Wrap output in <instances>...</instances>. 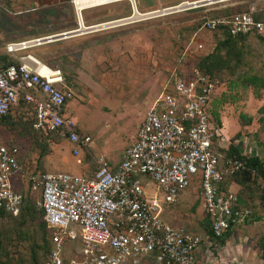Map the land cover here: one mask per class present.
Listing matches in <instances>:
<instances>
[{
  "label": "rangeland",
  "instance_id": "374dc122",
  "mask_svg": "<svg viewBox=\"0 0 264 264\" xmlns=\"http://www.w3.org/2000/svg\"><path fill=\"white\" fill-rule=\"evenodd\" d=\"M180 1L135 0V3L137 10L144 12ZM236 9H253L264 14V0L190 5L161 16L74 34L71 32H76L73 29L78 25L70 0H0V55L8 41L64 31L74 34L36 47L30 53L62 70L73 92L68 113L81 134L91 136L90 145L80 149L77 155L72 152L71 142L53 136L46 143L47 154L39 157L41 149L35 138L39 140L43 136L30 128L32 112L22 104L15 106L5 120L0 119V143H15L21 152V168L11 176L14 188L29 197L37 212L42 213L39 191L31 187L33 178L44 171L89 175L99 159L109 164L118 162L124 149L135 139L147 110L170 84L172 76L190 72L198 56L221 40L214 31L198 30L203 20ZM130 12V3L121 1L84 9L82 20L91 26ZM231 50L235 53L223 57L227 60L224 66L212 68L216 82L213 107L218 102L226 104L236 119L231 142L243 145L242 152L249 150L263 157L264 41L249 36L238 39ZM221 54H225V49ZM141 181L147 193L155 191L154 181L144 176ZM198 187L199 182L194 179L175 202L163 203L162 217L171 225L183 226L204 238L208 225ZM232 188L238 190L242 203L250 207L252 217L222 237L223 241L229 239L228 244L209 240L206 252H199V261L264 264L260 247L264 240V180L256 176ZM159 198L162 199L160 193ZM41 226L45 230L42 214L24 221L19 215L1 217L0 264H34L35 261L40 264L49 246L48 230L43 239ZM72 246L73 251H79L78 241ZM147 263L155 264V260L149 259Z\"/></svg>",
  "mask_w": 264,
  "mask_h": 264
},
{
  "label": "built area",
  "instance_id": "2783aa9c",
  "mask_svg": "<svg viewBox=\"0 0 264 264\" xmlns=\"http://www.w3.org/2000/svg\"><path fill=\"white\" fill-rule=\"evenodd\" d=\"M78 1L70 0L78 27L84 22V9L115 2H129L131 12L105 21L109 22L105 27L190 6H180L188 1L181 0L140 12L135 0H84L88 6L84 9L78 8ZM207 1L203 5L228 0ZM256 15L253 9L218 14L207 17L198 30L215 32L224 26L231 35L255 34L264 39V15ZM46 36L50 35L5 43L2 54L13 63L0 66V117L8 115L22 100L28 106L25 109L32 112V127L68 140L77 155L90 145L91 136L81 134L68 113L73 92L59 67L30 53L54 39L43 38ZM215 87V80L196 67L173 75L114 167L99 159L98 168L89 175L44 171L32 179V189L39 191L38 204L50 243L41 264H148L152 258L155 264H201L197 251L203 238L162 217L163 203L175 202L194 179L199 182L200 203L215 238L252 217L251 209L243 206L235 189H223L224 177L239 171L244 162L236 157L223 161L216 150L219 132L210 112ZM20 157L17 144L0 143V212L12 215L19 213L23 201V194L11 180L21 168ZM261 161L264 166V159ZM142 176L155 182L154 192L147 193ZM76 241L80 243L78 252L72 246Z\"/></svg>",
  "mask_w": 264,
  "mask_h": 264
},
{
  "label": "trees",
  "instance_id": "16d2710c",
  "mask_svg": "<svg viewBox=\"0 0 264 264\" xmlns=\"http://www.w3.org/2000/svg\"><path fill=\"white\" fill-rule=\"evenodd\" d=\"M240 10L241 9H236L235 11H240ZM246 10H249V9H246ZM235 11H228V12H224L222 14L230 15L232 12H235ZM263 15H264L263 12L259 11V12H257L256 16H257V18H260ZM215 32L218 35V39H221V40L218 41L216 44H214V46H212V48L207 53H204V54L198 56V58L195 60V67L198 68L199 70H201L202 72L209 74L211 77L213 74L212 73L213 67L220 68V67L225 65V62H227V60H224L223 57H225V55H229L230 52H232L231 47L232 46L235 47V43L238 39H243V38H248L249 36H254L255 38H258V39L264 41V39H262L260 36L255 35V34L231 35L226 30V27H224V26L219 27L218 30ZM223 49H225L224 55L221 54V51ZM232 53H235V51H233ZM9 63H13L11 59H9L4 54L0 55V66H4V65L9 64ZM54 67H56V66H54ZM252 78L254 79V77H252ZM65 81H66V84H68V80H67L66 76H65ZM19 104H22V106L24 108H28V106L22 100H19ZM8 116L9 115L2 116V117H0V119L5 120ZM249 120H250V118H249ZM32 122H33V119H31V121H30V128L36 132L41 133L43 136L39 140L37 138H35L36 143H38L39 148L41 149L39 157H42V156L47 154V150L45 149V146H46V143L48 142V140L53 136H55V137H58V136H56L52 133L45 134L43 131L33 128ZM230 143L231 144L228 146L227 149H223V148H217L216 149L221 154V156H222L221 159L224 161L228 158H235L236 157V158L243 160L244 165L239 171L235 172L234 174L227 175L224 177L223 189L227 190L228 188L232 187V185H237L240 187V184H244L245 182L249 181L251 178L253 179L256 176L260 177L264 180V166L262 164L263 161H261L262 159L259 158L257 155H248L246 153H243L240 150H238L234 145H232V142H230ZM97 168H98V165L91 173H93ZM236 191L239 195L238 190H236ZM262 199L264 201V188H263ZM22 203L23 204L20 208L19 213L16 214V215H19L20 220H22V221L33 220L34 218H37L39 216V214H42V216H43L42 209L40 208L41 209L40 211H42V213H38L35 206H34V203L32 202V200L29 197H26V195H23ZM242 204H243V206L248 207L245 203H242ZM248 208H250V207H248ZM6 215H12V214L5 213L3 211L0 212V218L3 216H6ZM16 215H13V216H16ZM41 228L43 231L42 238L45 239L47 228H45V230H44V226H41ZM231 230H228L221 237L226 235ZM207 232L211 236H213L211 234V232L209 231V229H207ZM221 237H219V238H221ZM260 247H261L262 252H263L262 255L264 256V240L261 241ZM49 249H50V243L46 249L45 256L48 253ZM45 256L43 257V259L45 258ZM43 259L41 260L40 264L42 263ZM34 264H38V261L37 262L35 261Z\"/></svg>",
  "mask_w": 264,
  "mask_h": 264
},
{
  "label": "crops",
  "instance_id": "0c3cea01",
  "mask_svg": "<svg viewBox=\"0 0 264 264\" xmlns=\"http://www.w3.org/2000/svg\"><path fill=\"white\" fill-rule=\"evenodd\" d=\"M112 22H115V21H111V23ZM106 24H108V23L94 24L93 26L87 27V28L96 29L99 27H105V26H107ZM87 28H85L83 30H86ZM73 33L77 34L78 32L76 31V33H75V31H73ZM218 95H220V92ZM215 97H216V95L214 94V96L211 98V101H210V112H211L212 117H213L214 127L217 128L218 132H219V135L216 137L215 143L217 145L216 146L217 148L227 149L228 146L231 144L230 139L232 137H234L233 130H234V127H237V125L235 124L236 119L232 116V113L229 111V108L226 106V104L222 105L221 102H218L217 107L216 106L213 107V101H214ZM239 144L240 143H238V141L232 142V145H234L238 150L241 151V148L245 150V148H243V145H242V147H240ZM243 153H248V155H257L256 152H253V154H252V152H250L249 150L247 152L244 151ZM258 157L261 159H264V156L262 157V156L258 155ZM118 162L113 163V164H109V165L111 167H114ZM232 186H234V185H232ZM242 224H240V225H242ZM240 225H238V226H240ZM203 240H204V243H203L201 249L197 251L198 252V254H197L198 258H200L199 252H206V244L210 245V242H208L209 240L213 241V243L216 241L217 242L221 241V242H224L225 244H228V241H229L228 238H226L223 241L222 237L221 238H215V237L211 236L209 233L206 234V236L203 238ZM205 241L207 243H205ZM236 249L238 250V248H236ZM201 264H203V263H201Z\"/></svg>",
  "mask_w": 264,
  "mask_h": 264
},
{
  "label": "bare ground",
  "instance_id": "6f19581e",
  "mask_svg": "<svg viewBox=\"0 0 264 264\" xmlns=\"http://www.w3.org/2000/svg\"><path fill=\"white\" fill-rule=\"evenodd\" d=\"M209 3L207 0H195V1H185L182 5H180V6H184V5H192L193 3H194V5L195 4H203V3ZM86 7H88L86 4H85V1L84 0H79L78 1V8H80V9H84V8H86ZM170 8H173V7H170ZM111 22V21H110ZM103 23H109V22H103ZM123 25V24H122ZM86 26H89V25H86L84 22H83V24H80V27H78V28H75V29H73V30H77V32H80V31H82L83 29H85V28H87ZM91 26H93V24L91 25ZM91 26H89V27H91ZM88 29V28H87ZM71 33H73V32H71ZM70 32H61V33H59V34H57V35H50V36H46V37H43V38H49V37H51V38H55V39H52V40H49V41H53V40H56V39H61V38H58V37H60V36H63V34H71ZM76 33V32H75ZM62 38H66V37H62Z\"/></svg>",
  "mask_w": 264,
  "mask_h": 264
},
{
  "label": "water",
  "instance_id": "95a60500",
  "mask_svg": "<svg viewBox=\"0 0 264 264\" xmlns=\"http://www.w3.org/2000/svg\"><path fill=\"white\" fill-rule=\"evenodd\" d=\"M88 30H93L92 28H88L87 29V31ZM71 35H73V34H63V36H60V37H58V38H62V37H68V36H71ZM55 39V38H54Z\"/></svg>",
  "mask_w": 264,
  "mask_h": 264
}]
</instances>
